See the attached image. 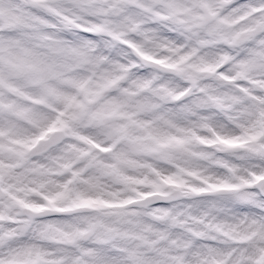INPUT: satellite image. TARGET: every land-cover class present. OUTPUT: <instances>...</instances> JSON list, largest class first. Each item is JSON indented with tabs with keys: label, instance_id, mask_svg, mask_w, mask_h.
I'll return each mask as SVG.
<instances>
[{
	"label": "snow or ice",
	"instance_id": "obj_1",
	"mask_svg": "<svg viewBox=\"0 0 264 264\" xmlns=\"http://www.w3.org/2000/svg\"><path fill=\"white\" fill-rule=\"evenodd\" d=\"M0 264H264V0H0Z\"/></svg>",
	"mask_w": 264,
	"mask_h": 264
},
{
	"label": "clouds",
	"instance_id": "obj_2",
	"mask_svg": "<svg viewBox=\"0 0 264 264\" xmlns=\"http://www.w3.org/2000/svg\"><path fill=\"white\" fill-rule=\"evenodd\" d=\"M162 166V165H161Z\"/></svg>",
	"mask_w": 264,
	"mask_h": 264
}]
</instances>
